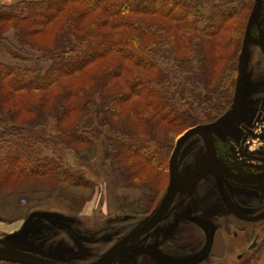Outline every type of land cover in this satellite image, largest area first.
Instances as JSON below:
<instances>
[{
	"label": "trees",
	"instance_id": "16d2710c",
	"mask_svg": "<svg viewBox=\"0 0 264 264\" xmlns=\"http://www.w3.org/2000/svg\"><path fill=\"white\" fill-rule=\"evenodd\" d=\"M251 4L28 0L0 6V47L15 58L50 61L42 74L0 61V199L45 192L50 203L80 212L95 184L84 168L57 155L48 138L79 157L103 137L119 184L138 189L139 205L149 212L168 177L173 127L187 130L231 109L236 51ZM32 179L45 184L1 191ZM235 264H264V236Z\"/></svg>",
	"mask_w": 264,
	"mask_h": 264
},
{
	"label": "rangeland",
	"instance_id": "374dc122",
	"mask_svg": "<svg viewBox=\"0 0 264 264\" xmlns=\"http://www.w3.org/2000/svg\"><path fill=\"white\" fill-rule=\"evenodd\" d=\"M252 5L253 4H251V7ZM245 23L246 22L242 23V28L244 27ZM247 47L249 49L248 52H246ZM243 49H245V54L242 53ZM236 52L238 60L236 70L239 71L238 74L242 72L243 76L244 74L249 75L251 69H254L251 72L253 74H250L251 76H259L264 74V71L262 70L264 69L263 66L253 67L257 63V60L260 59V61H262L263 58L260 56L259 52L256 51L254 47H252L251 45L248 46V44L244 40V36L241 38L240 46L238 48V51ZM0 60L19 67L34 69L38 74L44 73V71L50 65V61L15 58L1 47ZM261 64H263V62H261ZM235 75L236 74H234V76ZM243 93V103L241 102L242 104L238 105L235 108H231L227 111V113H224L219 117L215 118L214 120L209 122V124L215 125L220 124V122H225L226 124H229L233 118L240 119L244 114L243 108L247 106V103H245L244 101H246V98H248L247 91L245 88H243ZM184 131L185 130L182 127H173V132L177 135V137L181 135ZM48 139L52 150L57 155L62 157L65 161L71 163L76 168H84L86 170L88 176L95 184V193L91 200H89L84 205V207L81 208L80 212L69 211L65 208V206L59 203H50L47 200V195L45 192H25L23 194H20L19 196L21 198H24L26 201L21 202L19 200V206L20 204H23L26 208L30 209V207L34 204L33 195L35 194L39 196L42 193L43 195H46V199L44 200L46 204H39L35 208V210H33L35 211L36 215H40V217L47 220L49 224L61 225L62 227L66 228L71 235L79 237V239L82 237H86L87 239L93 238V240H97V237L100 238V236L99 234L97 235L98 230L96 231V229L101 225H104L106 227V219L101 218V216L97 215L100 213V205L97 202L98 195L96 190L100 186L101 182H106V185H108L109 190H115L111 184V181L107 179V176H103L104 169L107 167L108 163L112 166V162L108 154L105 140L103 137H101L99 142L91 146L88 150L82 152L78 157L73 153V151L66 149L62 144L57 143L56 140H54L53 138ZM199 139L200 138L198 137V135H193L184 143L180 160L183 159V155H185L187 158L191 157L192 151L188 149V146H190V144H192L193 142H197V140ZM182 169L183 167L179 169L180 174H182ZM203 171L206 172L207 170L205 169ZM165 172L168 173V167L167 169H165ZM210 178L211 183H213L215 186H218V182L214 181L216 179L213 176ZM167 180L168 177H166L163 181L164 186L162 187L164 188H162L163 191L160 194L156 205L152 206L153 208H150L151 210H149V212H147V208H142L139 203L133 204V202H128L127 205H123V207L120 208L117 212L112 213L111 217L109 218L113 219L114 222L110 223V232H104L101 235L102 241L106 243L99 248L92 247L88 250L84 248V250L83 247L80 245L79 247H75L73 250L67 252L68 254L66 255L57 253L55 256L50 255L44 252L39 246L35 247L34 245L29 244L31 236L27 233L26 227H24L20 233L14 236H9V238L6 239L13 247L37 253L45 257H50L61 264H72L75 262L85 264L99 257L121 236H123L129 230L140 225L146 218H148L153 213V211L157 208V205L162 200L165 194L166 188L168 186ZM43 184H45L43 180L32 179L25 181V183L23 184L13 183L10 186H7L6 188H2L1 191L5 192L13 190H25L29 188L38 187ZM224 187H227L229 189L216 190L219 194L217 198L219 205H216V201L213 200L210 202V211L206 209L207 211H209V214H216L209 217L197 216L198 220L199 218H206L205 220H207L199 222V224H201L200 227L202 229V235H200L197 239V241H200L201 239L199 248H197L196 240L194 239V235H192V233L187 234L188 239L182 244L185 249L180 246H170L168 244L167 239H163L159 235L161 232L159 229V224L161 223L160 222L146 235L138 238L136 241L131 243L124 250V252L119 255L111 264H186V262L198 256L203 250L206 238V229L209 225L212 226V247L210 252L205 255L199 262L203 264H235L237 261L236 256L239 254H243V250L245 252L248 251L247 247L254 239L255 234H260L261 237L264 236V218L259 220L254 219L255 221L249 220L245 222L237 218L233 214L231 206L233 205L236 208L237 212L240 214L254 216L264 210V190H230V188L235 187L231 184H226L224 185ZM178 200L179 195L175 199V204H173L172 207L169 209L164 219L173 215V210ZM222 204H224L225 208L228 210L227 215L230 219V222L226 220L227 218L225 216L227 215L224 213L222 214V210L220 209ZM130 208H132L131 211L129 210ZM27 212L28 210H26V213ZM96 215L98 216L99 220L94 219ZM161 229H163V227ZM82 253H84V255ZM213 257L215 260L222 258V261L217 260L211 262ZM56 259H58L59 261Z\"/></svg>",
	"mask_w": 264,
	"mask_h": 264
},
{
	"label": "crops",
	"instance_id": "0c3cea01",
	"mask_svg": "<svg viewBox=\"0 0 264 264\" xmlns=\"http://www.w3.org/2000/svg\"><path fill=\"white\" fill-rule=\"evenodd\" d=\"M19 1L28 0H0V6L11 5ZM8 36L11 37L12 32H10ZM192 157L193 156L187 158L188 162L185 164V169H182V174L179 173V190H181L182 193H188L189 190L195 188V191L192 193L191 198H187L181 203L179 208L173 212V215L164 219L159 224V229L161 231L160 233L168 236L170 242L174 246H180L183 249H185V247L182 244L188 239L187 234L192 233V235H194L193 237L196 240L197 248H199L201 242V239L200 241H197V239L200 235H202V229L200 227L201 224H199L198 220L189 221L185 219L184 216L192 214L195 205L198 203L201 205L204 204V206H206L209 211L211 201L215 200V204L219 205L217 200L219 196L218 192L216 191L217 189L213 187L208 178H203V176L199 175L197 172L198 169L195 167V160ZM105 175L107 176V179L111 181V184L115 190H109L106 182H101L100 186L96 190L98 195L97 202L100 205V213L97 215L106 219V227L101 225L96 229V231L98 230L97 235L99 234L100 236V238L97 237V240H93V238L87 239L86 237L79 239V237L71 235L69 231L61 225L49 224L47 220L40 217V215H36L35 211L33 210H35L39 204H46L44 201L46 199V195H43L42 193L39 196L32 194L34 198V204L30 207V209L26 208L23 204H20L19 206V200L21 202L26 201L19 195L6 196L0 199V239H6L9 238V236H14L20 233L22 229L26 227L27 233L31 236L29 244L34 245L35 247L39 246L44 252L50 255L55 256L56 253L66 255L68 254L67 252L73 250L75 247H79L80 245L86 250L92 247H101L106 243L102 241L101 235L104 232H110V223L114 222L113 219L109 218L111 217V214L117 212L123 207V205H127L128 202H133V204L139 203L140 197V191L138 189L123 188L119 184L113 168L109 163L104 169L103 176ZM263 186L264 184L260 185V187ZM26 210H28L27 213ZM129 210L131 211L132 208ZM97 215L94 217V219L99 220ZM162 227L163 229H161ZM82 254L84 255V253ZM72 264L80 263L75 262Z\"/></svg>",
	"mask_w": 264,
	"mask_h": 264
},
{
	"label": "flooded vegetation",
	"instance_id": "af4514ba",
	"mask_svg": "<svg viewBox=\"0 0 264 264\" xmlns=\"http://www.w3.org/2000/svg\"><path fill=\"white\" fill-rule=\"evenodd\" d=\"M254 6L253 5L250 10L252 11ZM250 14V13H249ZM249 17V15H248ZM248 21V18H247ZM246 21V24H247ZM246 30V28H245ZM245 37V36H244ZM245 40V39H244ZM251 41H246V43L251 45L259 52L260 56L263 58L262 61L257 60V63L253 67L263 66L264 67V0H262V7L260 9V16L259 20L255 21L251 27ZM248 47L246 48V52H248ZM245 54V50H244ZM263 62V64H261ZM254 69H251L249 72L250 74ZM264 71V69H262ZM246 75L241 72V92L242 98L238 105L242 104L243 102V88L247 91V96L245 103L244 114L240 119L233 118L229 124L225 122H220V124L210 125L206 123L210 129L213 146L215 149V153L217 156L218 161L227 169L238 175L239 177L243 178L246 182L253 181L250 183H243L238 180L228 178L225 174L215 170L208 157H207V149L204 145L203 139L201 136L198 135L200 138L197 142H193L188 146L190 149L191 156L195 160V167L198 169L199 175L203 176V178L211 179L210 177H214L218 182V186H215L213 183V187L217 190H227L229 188L224 187L226 184H231L235 186L230 188V190H264V186L260 187V185L264 184V181L257 182L260 177L264 175V74L262 75ZM245 77V79H244ZM236 83V82H235ZM235 92V85L233 96ZM233 101V98H232ZM242 102V103H241ZM232 104V103H231ZM237 105V106H238ZM236 106V107H237ZM192 137V136H191ZM183 146L181 148L178 160V190L175 196V199L179 195V200L173 210L179 208L181 203L185 201L187 198H191L192 193L195 191V188H192L188 191V193H182L179 190V169L183 167L185 169V164H187V157L183 155V159L180 160V156L182 153ZM197 159V160H196ZM207 170L206 172L203 170ZM211 182V180H210ZM222 185V186H219ZM175 199L173 204H175ZM172 204V205H173ZM172 207V206H171ZM206 206L204 204H196L192 214L185 215V219L189 221L198 220L197 216H212L214 214H209V211L206 210ZM222 214H226L228 210L225 208L224 204H222L221 208ZM233 214L247 222V221H255L253 218L256 215L248 216L241 214L238 216V212L236 208L232 205L231 206ZM240 214V213H239ZM259 214V213H258ZM196 217V218H195ZM227 221L230 222L228 215L225 216ZM167 218V217H166ZM199 218L198 222L205 220ZM221 220V219H220ZM259 220V219H257ZM207 221V220H205ZM211 226V225H209ZM212 227V226H211ZM163 239H167L168 244L170 246H174L168 236L163 235L162 233L159 234ZM258 236L257 241L259 240L260 234H255ZM183 251V250H181ZM243 254L245 251H242ZM238 256V255H237ZM236 256V259H241Z\"/></svg>",
	"mask_w": 264,
	"mask_h": 264
},
{
	"label": "water",
	"instance_id": "95a60500",
	"mask_svg": "<svg viewBox=\"0 0 264 264\" xmlns=\"http://www.w3.org/2000/svg\"><path fill=\"white\" fill-rule=\"evenodd\" d=\"M262 7V0H254V6L252 11L249 14L248 21L246 24L245 30V42L251 41V27L255 21L259 20L260 9ZM242 50V53H244ZM264 50V49H263ZM241 73L238 74L235 83V92L232 101V108H235L242 98L241 92ZM193 135H199L203 139L204 145L207 149V157L212 165V167L225 174L226 177L238 180L240 182L245 183L246 181L225 168L217 159L215 149L213 146L212 135L210 129L205 124H198L191 128L185 130L181 135H179L176 140L172 152L168 161V186L166 188L165 194L160 201L157 208L153 211V213L146 218L140 225L126 232L123 236H121L113 245H111L104 253H102L96 259L86 263V264H111L119 255H121L124 250L138 238L146 235L153 228H155L166 216L169 209L171 208L173 201L175 199L177 190H178V160L179 154L184 143ZM264 181V175L258 179L257 182ZM253 181H247L246 183H250ZM238 216L241 214L237 213ZM256 219L264 218V210L254 216ZM212 227L208 226L206 229V239L203 250L200 252L198 256L186 262V264H196L199 262L205 255H207L211 249L213 242V235L211 233ZM256 235L252 242L248 245L247 249L251 250L257 245ZM238 258L242 257V254L237 256ZM0 261L6 262H20L24 264H61L49 257H45L40 254H36L27 250H23L20 248L13 247L11 244L7 242V240L0 239Z\"/></svg>",
	"mask_w": 264,
	"mask_h": 264
}]
</instances>
